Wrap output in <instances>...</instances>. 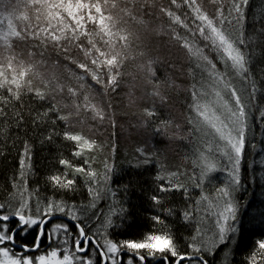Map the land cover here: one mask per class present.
<instances>
[{
	"label": "snow or ice",
	"instance_id": "snow-or-ice-1",
	"mask_svg": "<svg viewBox=\"0 0 264 264\" xmlns=\"http://www.w3.org/2000/svg\"><path fill=\"white\" fill-rule=\"evenodd\" d=\"M121 93L140 137L124 184ZM12 150L0 264H233L246 234L241 264H264V0H0V161ZM133 192L160 210L135 233Z\"/></svg>",
	"mask_w": 264,
	"mask_h": 264
},
{
	"label": "trees",
	"instance_id": "trees-1",
	"mask_svg": "<svg viewBox=\"0 0 264 264\" xmlns=\"http://www.w3.org/2000/svg\"><path fill=\"white\" fill-rule=\"evenodd\" d=\"M205 3H207V0H205ZM252 3H253V7H256L259 4V0H252ZM128 70L132 71L133 70L132 66H129ZM177 83H181V80H178ZM125 91H127V89H125ZM178 99L182 101L183 97L181 96ZM115 102L120 105V110H124L128 112L127 122L125 126L129 128V132L131 133V136L129 137V133L127 132L121 133L120 130L117 129L119 153L115 159V164L121 170V175L118 176L116 179L118 184H124L127 183L129 180H131L134 175V170L130 167L128 162L132 160L131 153L133 152L134 148L138 146L140 140V137L136 134L135 128L131 127L132 125H135L137 123V118L135 115H133V113L138 111V109L134 107L133 108L127 107L128 99L123 93H121L120 97ZM181 112L182 109L180 108V104L177 103L174 107L173 115L179 118ZM103 138L104 137H101V139ZM163 146L164 145H160V147ZM169 148L170 151L167 154L168 162L169 164L174 165L179 161L180 155L182 154V150L184 149V144L181 142H174L169 146ZM55 154L56 153L54 148L50 149L48 147H45L43 150L38 151L36 166L38 169V178L41 183H43L44 176H46L49 172V162L50 161L54 162ZM65 154L67 155V152H65ZM15 156H16V151L12 150L11 154L7 158V163H5L4 161H0V182L4 181L6 169L8 167L18 164V162L14 160ZM96 167L100 168L101 170L103 168V165L100 163L99 157L97 158L96 161ZM113 186L115 187L116 185ZM193 195H198V193L194 192ZM122 198H123L122 195L118 196V199H122ZM131 200L133 204L132 211L134 213V224L130 229V231L135 233V232H139L141 229L146 227V218L149 215L155 214L160 210L150 208L148 206V202L146 201L145 197L141 196L137 192H133L131 194ZM179 200L180 197L179 195H177L175 197V201L178 202ZM255 238L258 237L247 234L242 238L239 244V248L236 251V254L231 258L233 260V264H241V260L243 259L248 247L251 245L252 241ZM222 259H223L222 252L218 253L216 256L217 264H220V261Z\"/></svg>",
	"mask_w": 264,
	"mask_h": 264
},
{
	"label": "rangeland",
	"instance_id": "rangeland-1",
	"mask_svg": "<svg viewBox=\"0 0 264 264\" xmlns=\"http://www.w3.org/2000/svg\"><path fill=\"white\" fill-rule=\"evenodd\" d=\"M219 180H222V175L218 177V181H219ZM218 181H217V182H218ZM109 203H110V201H109Z\"/></svg>",
	"mask_w": 264,
	"mask_h": 264
}]
</instances>
